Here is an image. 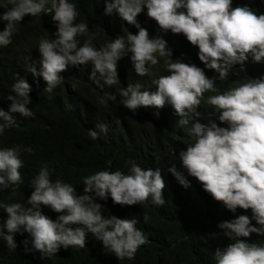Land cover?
Masks as SVG:
<instances>
[{
  "label": "clouds",
  "instance_id": "1",
  "mask_svg": "<svg viewBox=\"0 0 264 264\" xmlns=\"http://www.w3.org/2000/svg\"><path fill=\"white\" fill-rule=\"evenodd\" d=\"M102 10L119 30L97 38L86 21H76L79 13L72 0H0V72L14 66L13 54L19 49H10L17 36L24 37L34 54L29 53L30 60L25 58L11 82L0 84V135L19 128L14 114L20 120L34 118L32 98L60 87L67 71L85 77L94 89L119 88V103L133 114L142 107L168 104L184 146L178 154L184 173L174 163L167 169L176 179L170 190L195 185L200 192L193 219L198 227L187 235L185 248L201 250L217 223L233 242L216 249L212 264H264V239H258L264 238V77L207 98L218 113L216 120L226 127L216 122L190 126V115H204L198 109L203 94L218 89L201 68L179 59L173 62L160 38L161 31L182 34L198 49L204 68L225 80L236 74V66L242 71L249 59L264 62V14L247 6L233 8L232 0H105ZM31 17L50 26L25 21ZM129 55L138 77L150 75L158 58H166L169 75L152 80L147 89L134 83L137 79L122 89L125 73L117 62ZM115 100L116 95L108 93L97 96L104 107ZM4 105H9L7 110ZM107 132L108 125L98 123L88 136L96 140ZM18 140L7 142L3 136L0 142V264H51L48 260L61 249L71 252L69 264H131L148 243L147 235L136 227L135 217L120 219L103 212L112 203L131 206L134 212L140 204L163 206L160 169H143L129 160L126 174L104 167L79 182L61 180L52 178L46 163L38 168L30 156L27 164L21 154L32 155L33 148L16 145ZM216 204L233 214L250 210V218L218 221L223 211L210 210ZM148 215L153 217V212ZM142 219L147 222L149 217ZM95 240L101 242L99 247ZM170 253L182 252L172 248Z\"/></svg>",
  "mask_w": 264,
  "mask_h": 264
},
{
  "label": "trees",
  "instance_id": "2",
  "mask_svg": "<svg viewBox=\"0 0 264 264\" xmlns=\"http://www.w3.org/2000/svg\"><path fill=\"white\" fill-rule=\"evenodd\" d=\"M79 13L76 21H86L91 31H95L97 38L113 36L119 30L115 20H110L103 15V3L105 0H72ZM247 6L257 15L264 14V0H232V7ZM26 17V16H25ZM24 17V18H25ZM26 22L34 25H47L42 20L31 17ZM50 26V25H47ZM160 38L166 41L167 48L171 50V60H180L182 63L195 65L204 70L206 77L213 79L218 92H205L201 99L199 110L204 111L203 116H189L190 126L195 123L207 125L216 122L219 127H226L220 124L213 113L207 98L221 94L224 91L248 82L250 79L264 77V62L254 63L249 59L243 70L240 66L234 68L235 75L229 74L225 80H219L218 74L210 69H205L199 61L198 49L190 45L182 34H172L170 31L160 33ZM24 37L17 36L10 50L16 48L12 61L14 66L6 72H0V84L7 85L13 76L17 74L26 63V57L33 49L26 45ZM34 55V54H33ZM166 58H158V64L149 68L150 75L138 77L134 71L130 55L125 56L117 62V68L124 71V78L121 82L122 89L131 83V80L139 82L142 90L147 89L151 81L159 76L169 75L166 70ZM3 64L0 62V70ZM75 71H67L66 78L60 87H56L52 93L39 95L32 98L30 106L34 118L20 120L19 114H14L19 128L8 129L1 137L11 142L19 138L16 145L31 146L33 154L22 153L24 161L29 164L30 156L35 158L38 168L47 164L53 170L52 178L66 180L73 178L79 182L83 177L108 167L119 170L126 174L129 167L127 161H135L143 169L159 168L165 180V187L162 195L165 204L161 207L149 203L140 204L139 211L134 212L131 206H120L109 204L103 214L114 216L120 219H137L136 227L147 235L148 243L142 245L131 264H212L216 249H223L233 241L223 235L217 223L215 229L203 240L201 250L194 253L187 250V235L194 234L197 224L194 222V202L200 197L196 186L173 193L170 186L176 179L167 172L171 164H175L177 171L184 173L178 160V154L183 151V134L174 125V119L170 115L172 107L165 104L160 109L139 108L135 114L125 109L120 103L118 89H94L93 84L85 77L79 76ZM129 76V77H128ZM121 87V86H120ZM104 93L116 95L115 101H109L108 106H101L97 102V96ZM9 105H4L7 110ZM29 107V106H28ZM158 112V117L154 115ZM176 121L180 119L176 114ZM119 120V124L116 120ZM98 123L108 125V132L96 140L88 136V130L94 129ZM76 150V156L71 152ZM212 212L222 210L223 214L218 221L225 218L231 221L236 216L246 215L250 218V210L238 209L235 214L230 213L222 205L210 209ZM153 212V217L148 215ZM147 215L149 220L144 222L142 217ZM217 221V222H218ZM144 230H142V229ZM262 240L263 237H258ZM251 243L250 238H247ZM165 242L170 246L168 251ZM94 246L99 247L100 241H93ZM173 249L182 253H170ZM71 252L66 249L59 250L55 256L48 260L51 264H69Z\"/></svg>",
  "mask_w": 264,
  "mask_h": 264
}]
</instances>
